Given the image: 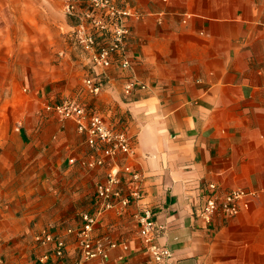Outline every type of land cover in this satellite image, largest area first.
<instances>
[{
	"label": "crops",
	"instance_id": "obj_1",
	"mask_svg": "<svg viewBox=\"0 0 264 264\" xmlns=\"http://www.w3.org/2000/svg\"><path fill=\"white\" fill-rule=\"evenodd\" d=\"M115 2L140 13L128 20L130 66L115 56L93 95L82 90L89 53L71 34L64 0H0V73L27 74L25 112L0 131V259L42 264L53 243L38 237L50 232L65 240V255L44 264H77L76 237L65 229L95 211L108 169L122 192L135 188L128 167L140 174L142 197L99 216L93 235L117 245L107 259L80 264H165L139 234L145 208L173 264H264V0ZM129 77L146 88L125 93ZM66 97L126 131L134 153L88 166L101 152L54 111ZM209 183L219 195L253 194L238 213L206 221L199 208Z\"/></svg>",
	"mask_w": 264,
	"mask_h": 264
},
{
	"label": "built area",
	"instance_id": "obj_2",
	"mask_svg": "<svg viewBox=\"0 0 264 264\" xmlns=\"http://www.w3.org/2000/svg\"><path fill=\"white\" fill-rule=\"evenodd\" d=\"M64 10L76 19L71 31L73 38L83 50L89 53L91 73L83 79V90L97 95L103 84L100 71L111 66L115 56L120 58L118 62L122 68L130 66L126 56V42L131 32L128 20L131 17L139 18L140 13L130 5L117 4L115 0H64ZM135 88H146V85L138 82L134 77L126 79L125 93H131ZM53 109L59 117L72 119L77 130L84 133L87 145L101 152L100 156L87 161L88 166L103 165L107 157H114L119 152L128 155L134 153L132 139L126 131L106 123L97 111L91 110L84 102L73 97H66L55 104ZM126 168L137 186L128 193L122 192L119 189L118 171L108 169L105 180L96 186L98 204L95 211L82 212L79 215V224L65 229V233H72L76 237L79 254L77 264L94 258L107 259L108 250L115 247L117 243L108 236L93 235L99 216L117 206L126 207L133 199L139 200L142 197L139 172ZM252 194L243 188H235L219 195L216 184L209 183L208 192L204 195L199 208V215L206 221H210L218 210L229 216L234 215L248 206L246 199ZM137 222L139 234L153 259L157 262L173 264L170 250L154 242L158 225L153 219L152 211L145 208L137 215ZM38 240L42 243H53L51 251L39 257L40 263L44 264L52 257L60 259L65 255L66 245L61 235L48 232L39 236ZM0 264H3L2 259Z\"/></svg>",
	"mask_w": 264,
	"mask_h": 264
},
{
	"label": "rangeland",
	"instance_id": "obj_3",
	"mask_svg": "<svg viewBox=\"0 0 264 264\" xmlns=\"http://www.w3.org/2000/svg\"><path fill=\"white\" fill-rule=\"evenodd\" d=\"M74 22H76V19ZM27 74H1L0 73V131L11 122L14 124V120L17 121L20 114L24 113L19 102L22 101L23 97L26 98V89H23L24 82L26 80ZM15 84V89L13 88ZM82 81V90H83ZM30 104L28 102L27 109H30ZM9 120V122H8Z\"/></svg>",
	"mask_w": 264,
	"mask_h": 264
}]
</instances>
